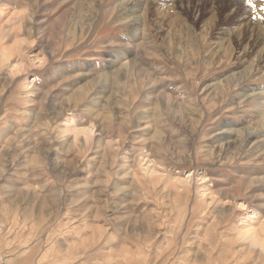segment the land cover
<instances>
[{
    "label": "rangeland",
    "instance_id": "1",
    "mask_svg": "<svg viewBox=\"0 0 264 264\" xmlns=\"http://www.w3.org/2000/svg\"><path fill=\"white\" fill-rule=\"evenodd\" d=\"M126 2L0 0V264H264V0Z\"/></svg>",
    "mask_w": 264,
    "mask_h": 264
},
{
    "label": "bare ground",
    "instance_id": "2",
    "mask_svg": "<svg viewBox=\"0 0 264 264\" xmlns=\"http://www.w3.org/2000/svg\"><path fill=\"white\" fill-rule=\"evenodd\" d=\"M124 1V0H123ZM149 1V0H148ZM165 1L167 0H150V4H154L156 6V4H162L164 3ZM172 1V0H171ZM234 2H242V0H233ZM121 2V1H120ZM208 2V1H207ZM211 2V1H210ZM122 4V3H121ZM148 4V3H147ZM120 5V4H119ZM146 5V3L144 2V0H133V1H130V0H127L126 4H125V8L127 11L126 12V16H128V20H129V23H130V29L132 30L133 29V33L132 34V37H131V41L133 42L134 39H136L138 33H139V23H140V14L139 11L142 7H144ZM242 5V4H241ZM240 5V6H241ZM151 8V7H150ZM157 9V8H156ZM172 9V8H171ZM243 9V8H242ZM155 10V9H154ZM156 11V10H155ZM23 12V11H22ZM137 12V13H136ZM19 13V12H18ZM17 13V14H18ZM166 13V12H165ZM15 14V13H14ZM158 14V13H157ZM155 14V15H157ZM246 14H242L240 16V19H242L243 21H238L237 23H239L241 26V28H238L236 29V33L237 35H241L243 34L242 38H243V45L241 47V51L239 52H242L244 49L247 50V54H250V55H255L257 56V60L262 64L261 66V70H263L264 72V31L262 32L261 31V27L258 26V24H256V22L254 21H250L248 19L247 16H245ZM13 16V15H12ZM64 18V17H63ZM60 20V19H58ZM59 23L58 21L56 22V24ZM65 23V22H63ZM72 24V23H71ZM59 25V24H58ZM62 26V24H61ZM241 29V30H240ZM181 31V30H180ZM182 32V31H181ZM183 33V32H182ZM191 34V32H190ZM188 35V34H187ZM184 37V36H182ZM186 38V37H185ZM238 40H240L241 38H237ZM230 43V41H229ZM242 42H238V45H240ZM180 44V43H179ZM136 47V46H135ZM181 47V46H180ZM243 53V52H242ZM241 54V53H240ZM121 57V56H120ZM124 59V58H123ZM127 59V58H126ZM256 60V61H257ZM257 61V62H258ZM126 63L124 66L128 65V67L130 68V66H133L134 68V64L133 62L131 63L130 59L127 61H123L122 63ZM136 62V61H134ZM136 64V63H135ZM254 65V64H253ZM116 66V65H115ZM120 67V66H119ZM127 67V68H128ZM250 67V66H249ZM113 68V67H112ZM252 68V66H251ZM126 69V68H125ZM248 70V69H246ZM250 70V69H249ZM129 71V70H128ZM132 71V70H131ZM251 71V70H250ZM253 71H256V69H254ZM119 72V70H118ZM257 72H259L257 70ZM116 73V72H114ZM255 73V72H254ZM128 74V73H127ZM242 74V73H241ZM119 75V73H118ZM235 75V74H234ZM232 75V76H234ZM237 75V74H236ZM235 75V76H236ZM243 75V74H242ZM131 76V74H130ZM119 77V76H117ZM241 78V77H240ZM236 79V78H235ZM108 81V80H107ZM235 81V80H234ZM219 85V84H218ZM227 86V85H226ZM258 95L259 93H263V90H259L258 92H256ZM262 95V94H261ZM260 96V95H259ZM264 98V97H263ZM262 106V105H261ZM264 106V105H263ZM264 125V124H263ZM244 131H247L246 130H242L240 131V133L244 132ZM239 132V131H237ZM245 133V132H244ZM249 134V132H247ZM247 134V135H248Z\"/></svg>",
    "mask_w": 264,
    "mask_h": 264
}]
</instances>
